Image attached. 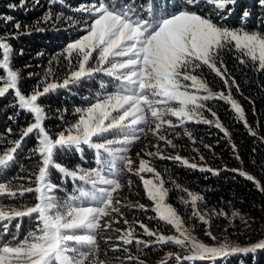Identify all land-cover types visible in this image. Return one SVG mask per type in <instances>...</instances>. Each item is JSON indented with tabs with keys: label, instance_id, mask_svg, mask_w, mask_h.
<instances>
[{
	"label": "snow or ice",
	"instance_id": "snow-or-ice-1",
	"mask_svg": "<svg viewBox=\"0 0 264 264\" xmlns=\"http://www.w3.org/2000/svg\"><path fill=\"white\" fill-rule=\"evenodd\" d=\"M33 2L39 5V0ZM47 2L50 7L38 23L65 22L84 34L67 43L52 58L43 79L30 94H25L20 87L21 73L12 66L15 50L10 40L18 34H29L28 26L13 22L11 16L3 18L5 24L13 23L15 32L0 34V71L5 73L0 77V99L14 93L11 103L16 111L9 120L18 118L22 112L31 115L33 120L19 128L15 139H7L13 133L12 128L0 134V175L15 165L18 153L32 137L36 144L29 150V157L35 158L36 164L31 170L20 165L26 175L0 181V264H145L141 259L145 250L168 244L191 253L183 257L175 254L177 264L216 261L237 253L264 249V239L246 247L232 246L227 241L209 246L193 236L192 229L184 226L178 210L166 202L172 191L165 186L167 183L187 194L188 199L184 196L179 199L182 205H191L190 219H198L210 228L211 215L229 214L224 210H212L211 215L201 213L198 202H203L205 197L171 177L165 180L153 166V160L171 159L182 166L200 167L201 171L213 174H218V170L190 163L179 154L165 156L159 149L155 152L141 149L149 160L137 152L139 163L134 174L139 176L146 197L153 203L150 210L155 217H149V220L158 219L172 226L178 235H164L141 221L132 224L123 220L127 226L123 231L112 228L113 223H120L113 217L117 214L121 219L123 217L121 201L114 194L123 187L122 175L133 172L136 161L129 152L141 135L151 133L158 141L174 147L172 140L161 132L196 122L214 123L227 137L228 130L206 104L214 99L229 104L249 134L256 135L244 108L233 98L231 89L235 87L240 92V86L223 59L224 54L231 51L241 65L251 63L253 71L264 72V33L246 27L250 11L244 8L241 26L230 28L214 22L211 14L201 15L194 9L202 3L211 5L220 19L227 20L240 0H84L75 6L67 0ZM27 3L28 0H19V7L25 8ZM57 4L60 9L54 15L52 8ZM258 4L264 8V0H258ZM8 7L16 8L17 5L9 4ZM64 8L80 15H65ZM19 54L23 55L22 49ZM63 64L67 69L60 77V69L55 66ZM205 69L223 81L227 94L210 89ZM101 74L107 81L101 80L99 90L91 100L85 98L86 105L74 108L77 119L60 131L51 132L46 127L47 110L39 101L59 90L77 88ZM57 111L67 112V109ZM205 112L215 120L207 119ZM170 117L176 118L177 123L174 124ZM184 135L193 139L187 129ZM85 147L94 153V167L84 168L77 164L70 169L56 159L59 153L70 151L83 158ZM232 148L235 152V144ZM235 158L240 159L238 154ZM200 159L204 157L200 156ZM54 171L60 174L62 181L71 180L74 185L73 193L63 199L56 195L63 188L52 181ZM144 174L152 175L146 178ZM239 175L254 181L252 175L243 171ZM17 181H27V184ZM256 186L264 191L259 182ZM25 194H34L35 203L23 202ZM18 197V203L4 202L5 198L17 201ZM136 207L149 210L142 204ZM230 215L244 219L236 211ZM25 219L29 221V229L21 238ZM136 225L142 229V234L137 233ZM113 231L118 233L120 243H112L110 237L105 243L111 244L113 252L122 251L125 255L109 258L103 253L104 258H101L98 238L101 233ZM206 235L216 239L211 231ZM142 236L154 239L145 240ZM133 244L138 247L137 255L129 251ZM172 257L173 254H167L160 264H168Z\"/></svg>",
	"mask_w": 264,
	"mask_h": 264
},
{
	"label": "trees",
	"instance_id": "trees-1",
	"mask_svg": "<svg viewBox=\"0 0 264 264\" xmlns=\"http://www.w3.org/2000/svg\"><path fill=\"white\" fill-rule=\"evenodd\" d=\"M81 2H84V0H67V3L72 6ZM9 4H16L17 7L9 8ZM49 7L47 0H39V5L35 3L27 4L25 8L19 7V0H0V34L7 35L15 32L13 23L5 24L3 22V18L7 16H11L13 22L19 21L22 25L28 26L29 34H18L15 39L10 40L15 50L12 66L14 70L21 73L20 87L25 94H29L30 89L43 79L52 58L60 53L67 43L75 40L82 33L81 29L70 28L65 22L38 23L41 20V14L46 12ZM244 8H247L251 13L246 22V27L249 30H258L264 33V8L260 7L258 0H240L234 14L227 20L220 19L211 5L202 3L198 9L194 10L201 15L211 14L214 22L231 28L241 26L240 17ZM59 9L60 5H55L52 8L53 14L55 15V12ZM63 10L65 15H80L68 11L67 8ZM37 28H43L44 30L37 31ZM21 49L23 55L19 54ZM223 59L229 73L240 86V92H237L235 87L231 89L233 98L244 108L246 119L255 130L256 135L249 134L244 124L236 118L229 104L214 99L206 102V104L217 113L220 122L228 130L229 136L226 137L222 131L214 126V123L196 122H188L182 125L176 132H170L169 136L182 157L187 158L190 163H196L198 166L218 170V174L201 171L200 167L191 169L171 159L154 158L153 166L162 173L165 180L171 177L190 191L203 195L205 197L204 201L198 202L200 211L209 212V215H211L212 210H224L229 214L227 216L211 215L210 228L212 229L215 226L221 232L220 235L215 233V240H220V243L230 242L232 246L246 247L264 239V191L259 190L256 186V182H259L261 187H264V139H262L264 138V72L253 71L251 63L247 66L241 65L236 59V54L231 51L226 52ZM55 67L60 69L58 73L60 77L65 75L66 64H63V66L56 65ZM204 72L210 89L228 93V89L225 88L219 77H216L214 73L207 69ZM4 75L5 73L0 71V77ZM91 87V81H88L77 88L62 89L42 98L39 102L47 110L46 127L53 133L62 130L66 125L65 119L69 118L70 113L74 115L73 109L86 105L85 98L92 95L90 92ZM13 95L14 93H9L5 98L0 99V134H4L8 128L13 129L11 137H7V139L17 138L19 128L26 127L28 122L33 120L31 115L23 112L20 113L18 118L8 119L16 111L11 103ZM63 109H67V112L60 111L58 113L57 110ZM61 116L63 119H61ZM205 116L209 120H215L208 112H205ZM185 129L192 133L193 139H189L184 135ZM176 133H180V135H176ZM35 144V137L27 139L16 157L15 165L10 166L3 175H0V181L26 175V172L21 171L20 165L28 170L33 168L36 159L29 157V150ZM232 144L236 146L235 152ZM205 145L210 147L206 148ZM237 154L240 159L235 158ZM200 156H203L204 159L201 160ZM56 159L70 169L77 164L84 168L95 166L94 153L86 147L83 158L74 151H70L59 153ZM240 171L252 175L254 181H249L244 176L239 175ZM51 179L63 188V191L56 193L59 198L63 199L73 193L74 185L71 180L62 181L60 174L55 171L52 173ZM17 182L27 184V181ZM165 186L172 189L167 202L172 204L181 216L192 211L190 204L185 206L180 203V196L188 199L186 193L174 189L171 183H167ZM22 200L34 204L35 195L25 194ZM4 202L18 203L20 198L18 197L17 201L5 198ZM233 211L243 215L244 219L232 217L230 213ZM141 218L147 219L143 215ZM222 224H225L224 227L221 226ZM32 226H35L34 223ZM207 227L209 228V226ZM28 229L29 221L25 219L21 238ZM100 244L101 251L106 250L109 258L122 255V251L113 252L107 246H103V241ZM129 251L138 254V251L132 246H129ZM159 255L160 253H158ZM168 264H177V262L172 257L168 260ZM183 264H264V249H257L255 252L249 253H237L216 261H186Z\"/></svg>",
	"mask_w": 264,
	"mask_h": 264
},
{
	"label": "rangeland",
	"instance_id": "rangeland-1",
	"mask_svg": "<svg viewBox=\"0 0 264 264\" xmlns=\"http://www.w3.org/2000/svg\"><path fill=\"white\" fill-rule=\"evenodd\" d=\"M31 3L32 4L34 3L33 0H28L27 4L29 5ZM45 13L46 12H43V14H41V18L45 15ZM83 34H84V32L82 31L81 35H83ZM81 35H79V36H81ZM79 36L77 38H79ZM77 38H75V39H77ZM92 63L95 64V61L93 60ZM101 80H104L106 82L107 78L103 77V75L101 74V75H98L97 77H95V79L91 81L92 87H91L90 92L92 93V95L88 97L89 99L90 98L92 99L95 96L96 92L99 90V84H100ZM32 89H30V91H29L30 93H31ZM211 90L214 92H217L214 89H211ZM86 103H87V100H86ZM73 112H74V109H73ZM70 114H72V116H70ZM70 114H69V118L65 119V121H66L65 124H70V123L74 122L75 119H77L75 114L74 115H73V113H70ZM170 119H172L174 124L177 123L176 118L170 117ZM181 126H179V127H181ZM179 127H176L175 129H168L167 132L162 131L161 134L166 135L167 139L170 140V136H169L170 132H172V131L176 132V130ZM174 136H175V134H174ZM153 145H156L157 147H153ZM173 145H174V147L167 145L164 141H158L156 137L152 136L151 133H148L147 135H141V139L139 141H137L131 147L129 155L131 156V158L134 161H136V164L134 165L133 172H125L122 175L121 181H122L123 187L118 191V193L114 194L115 198L119 199L121 201L122 207H121L120 211L123 214L122 219L118 214L113 217L114 219L120 220V223H113L112 224V228L114 230L120 229L121 231H123L127 227L126 225L123 224V220H127V221H129V223H132V224H135L136 221H141L147 225L149 224L148 226L151 229L157 230L164 235H178V233H176L175 229L172 226L167 225L164 222L159 221L158 219L149 220V217H155V213L150 210L153 207V203H152V201H150L146 197L145 191L143 188V184H142V181L140 180L139 176L134 174L135 168L138 167V163H139V158L136 156V153L141 152V149H144V151H151V152H155V151H157V149H159L165 156L174 157L179 153L177 151L176 145L175 144H173ZM141 156L144 159L149 160L148 159L149 157L144 155V152H141ZM144 175L146 178H148L152 174H144ZM130 181H131V183H129ZM138 204L145 205L149 210L148 211L140 210L138 207H136V205H138ZM200 212L206 213L204 211H200ZM207 213L209 214V212H207ZM142 215L144 217H146L147 219H142L141 218ZM191 215H192V211L182 215V217L184 219V226L186 228L192 229V235L193 236H195L200 242H202L206 245H209V246H218V245L222 244V243H220V240L217 241V240L212 239L206 235V233L208 231H211L213 236L215 235V233L220 235L221 232L219 230H217L215 228V226L212 227V229L208 228L207 227L208 225L201 223L198 219H190L189 217H191ZM224 225L225 224H222L221 226L224 227ZM136 231H137V233L142 234V229H140L138 225H136ZM117 235H118V233H116L115 231L110 232V233H101V235L98 239H99V242L103 241V246H107V248L111 249V244L105 243V240H106V238L110 237L112 243H120L117 240ZM222 235H223V233H222ZM142 238L145 240L154 239V238H149L146 236H142ZM131 246L135 250L138 251V247L135 244H133ZM100 247H101V244H100ZM140 247L142 248L143 246H140ZM101 252H102L101 257L104 258L103 253H106V250L101 251ZM158 253H160L159 256H158ZM170 253L173 254V257L175 254H179L182 257L191 254L188 251L182 250L180 247L168 244V245H164L161 247H155V248L145 250L143 255H141V259H143L145 261V264H158L166 258L167 254H170ZM132 254L137 255L135 253H132ZM124 255L125 254L122 252V255H120V256L122 257ZM106 256L108 257V253H106Z\"/></svg>",
	"mask_w": 264,
	"mask_h": 264
}]
</instances>
